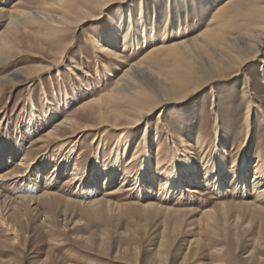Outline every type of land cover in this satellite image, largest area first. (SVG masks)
I'll return each mask as SVG.
<instances>
[{
  "label": "rangeland",
  "instance_id": "374dc122",
  "mask_svg": "<svg viewBox=\"0 0 264 264\" xmlns=\"http://www.w3.org/2000/svg\"><path fill=\"white\" fill-rule=\"evenodd\" d=\"M36 1L0 0V33L9 12L20 5L30 9ZM221 1H116L72 30L65 39L73 44L61 63L5 86L0 95V174L19 167L22 159L32 163L29 177L16 185L0 182V191L11 199L47 190L55 196L35 204L15 202L0 212V264H264V195L258 197L256 191L264 181L252 183L264 175V51L239 72L213 78L164 110L156 109L136 129L122 133L102 126L99 132H82L79 140L38 141L86 103L103 98L126 68L157 49L163 38L171 44L204 30ZM123 26H134L126 46L120 43L121 33L116 34ZM95 40L119 44L120 60L112 64L96 52ZM23 49L0 68V78L15 68L45 67L54 60L52 53ZM95 110L96 104L86 105L84 113ZM33 114L36 124L29 123ZM116 153L121 163L106 183ZM134 155L137 159L130 163ZM68 158L70 169H61ZM144 158L158 180L151 183L144 172L138 193L133 182ZM184 161L197 170L199 182L186 180L172 193H162L161 182L172 170L192 175ZM56 166L60 170L53 175ZM223 166L228 170L221 176L223 185H212L210 178ZM243 166L248 182L240 178ZM75 167L90 175L83 184L69 185ZM125 170L131 176L128 190L122 183ZM236 174L240 176L234 178ZM191 187L198 192L185 191ZM113 191L119 193L109 194ZM98 200L104 201L93 203ZM210 210L212 215L203 214Z\"/></svg>",
  "mask_w": 264,
  "mask_h": 264
},
{
  "label": "bare ground",
  "instance_id": "6f19581e",
  "mask_svg": "<svg viewBox=\"0 0 264 264\" xmlns=\"http://www.w3.org/2000/svg\"><path fill=\"white\" fill-rule=\"evenodd\" d=\"M116 1L120 0H37L30 9L20 5V8L9 12L6 27L0 33V68L22 54L24 47L35 49L42 54L52 53L54 60L45 67L15 68L8 75L1 77L0 95L8 83H18L21 77L33 79L34 76L52 69L53 64L58 65L61 63L65 51L73 44L71 40L67 41L65 39L72 33V30H75L85 21L96 18L94 16L98 13H103L99 10ZM133 27L124 28L123 26L119 31H116V34L121 33L119 40L123 46H126L131 39L130 30ZM29 34L32 36H28ZM116 34L114 35L115 38ZM95 41L96 52L111 59V63L112 60H120L121 54L117 50L119 44L113 43L111 47L109 43L105 44L100 40ZM263 51L264 0H223L204 30L171 44L165 42L163 38V42L157 49H153L141 61L126 68L118 78L115 86L103 98L86 103L72 116L58 122L38 141L49 144L52 140L58 142L75 137L79 140L82 132L85 133L87 129H94V131L99 132L102 126L118 129L122 133L128 129H136L156 109L162 107L164 110L169 103L180 101L187 94L196 90L197 87L205 82H210L213 78H224L227 73H232L235 70V73L239 72L247 62L255 59ZM205 74H209V77ZM248 102L250 109L252 102L251 100ZM94 104H96V110L93 115L85 114L86 105ZM48 117H51L48 118L49 120L52 119L51 115ZM79 118L87 119L90 123L82 124L79 122ZM36 120L35 114L29 117L30 124H36L38 122ZM160 120L159 118L158 123ZM245 123L247 126L250 125L249 115L246 117ZM147 131L146 129L143 135L144 139ZM97 139L96 135L92 143H95ZM12 155L13 152L10 153L9 159ZM45 155L42 154L40 158L42 159ZM120 155V153H116L114 159L110 161L109 170L106 173V183H110L117 173V167L121 163ZM136 159L137 155H134L130 163ZM23 160L16 169L0 174V182L12 180L11 183L16 185V181H23V179L29 177L32 162H24ZM185 162L183 163L186 172H191L192 175L189 177L178 176L179 174L177 175L176 171L172 170L166 180L162 181L161 179L162 193L166 191L170 193L172 190L179 189L186 180L191 181L190 179H194L199 182L197 170H193V168H190L191 165H188L187 162L185 164ZM71 164L72 162L68 158L61 164V169L68 170ZM147 165H149L147 167L148 171L144 168ZM255 167L259 170L262 163H257ZM18 168H21V170ZM150 168V161L144 158L140 163L139 175L133 182L138 188V191L136 190L138 193L141 191L140 186L144 172H148L147 175L151 178V183L158 180V176L155 177ZM58 170H60V167L56 166L53 175ZM241 170L243 172L240 177L241 181L248 182L245 179L247 169L243 166ZM227 171L224 166L218 170L219 174L217 176H211V184L214 186L223 185L221 176H224ZM91 172L94 177L96 168H93ZM84 173H81L79 168L75 167L72 172L73 177L68 180V184L74 185L79 181L83 184L84 180L88 179L90 175L88 171ZM129 175L128 170H125L122 179L123 187L127 190L131 180ZM238 176L240 175L236 174L234 178ZM263 181L264 175L261 174L252 183L261 186ZM256 188L259 189H256L259 192L258 197L264 195L263 187ZM47 191L35 197L20 195L15 198L12 197L13 199L0 191V212L15 202L19 204L18 202L28 201L35 204L38 199L55 196ZM185 191L196 193L198 189L191 187ZM118 193L119 191H113L109 194ZM102 201L104 200L94 201L93 203L97 204ZM166 210L176 214L183 212V210L171 208H166ZM213 212V210H210L205 211L203 214L210 216Z\"/></svg>",
  "mask_w": 264,
  "mask_h": 264
}]
</instances>
